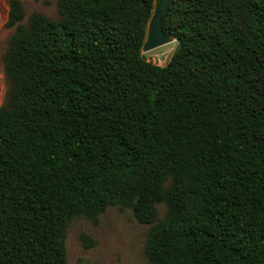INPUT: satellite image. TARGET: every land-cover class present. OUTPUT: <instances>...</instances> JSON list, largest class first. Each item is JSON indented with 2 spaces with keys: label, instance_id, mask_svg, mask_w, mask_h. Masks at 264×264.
Masks as SVG:
<instances>
[{
  "label": "trees",
  "instance_id": "16d2710c",
  "mask_svg": "<svg viewBox=\"0 0 264 264\" xmlns=\"http://www.w3.org/2000/svg\"><path fill=\"white\" fill-rule=\"evenodd\" d=\"M157 2L60 0L25 25L10 1L0 264H68L73 216L150 224L162 201L150 264H264V0H170L165 66L142 53Z\"/></svg>",
  "mask_w": 264,
  "mask_h": 264
},
{
  "label": "rangeland",
  "instance_id": "374dc122",
  "mask_svg": "<svg viewBox=\"0 0 264 264\" xmlns=\"http://www.w3.org/2000/svg\"><path fill=\"white\" fill-rule=\"evenodd\" d=\"M11 0H0V106L5 104L12 89V80L5 67V58L15 27L6 25ZM24 6L23 23L29 25L34 13L43 14L50 20L61 18L60 0H21ZM178 46L177 38L172 42L142 53L146 60L165 66ZM173 181L171 175L164 182L167 188ZM157 219L150 224L140 223L131 207L110 205L98 216L97 223L84 215H75L59 236L66 248L68 264H150L145 247L152 226L166 216L168 204H156ZM85 234L94 241L86 248L82 239Z\"/></svg>",
  "mask_w": 264,
  "mask_h": 264
},
{
  "label": "water",
  "instance_id": "95a60500",
  "mask_svg": "<svg viewBox=\"0 0 264 264\" xmlns=\"http://www.w3.org/2000/svg\"><path fill=\"white\" fill-rule=\"evenodd\" d=\"M170 0H158L153 17L149 23V36L144 51H149L174 40L172 33L166 34L163 29V15L169 9Z\"/></svg>",
  "mask_w": 264,
  "mask_h": 264
}]
</instances>
